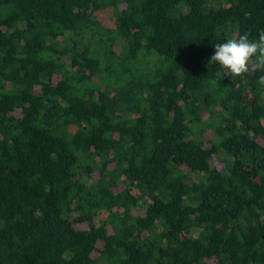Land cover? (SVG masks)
<instances>
[{
	"label": "trees",
	"instance_id": "trees-1",
	"mask_svg": "<svg viewBox=\"0 0 264 264\" xmlns=\"http://www.w3.org/2000/svg\"><path fill=\"white\" fill-rule=\"evenodd\" d=\"M264 0H0V264H264V70L214 45Z\"/></svg>",
	"mask_w": 264,
	"mask_h": 264
},
{
	"label": "clouds",
	"instance_id": "clouds-1",
	"mask_svg": "<svg viewBox=\"0 0 264 264\" xmlns=\"http://www.w3.org/2000/svg\"><path fill=\"white\" fill-rule=\"evenodd\" d=\"M209 62H216L233 77L249 72L250 64L256 70H264V29L255 39H251L249 33H244L223 43H216ZM257 83L264 85V75L258 77Z\"/></svg>",
	"mask_w": 264,
	"mask_h": 264
}]
</instances>
